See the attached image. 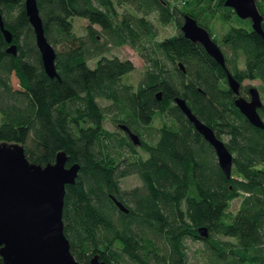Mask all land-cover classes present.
<instances>
[{
    "label": "trees",
    "instance_id": "trees-1",
    "mask_svg": "<svg viewBox=\"0 0 264 264\" xmlns=\"http://www.w3.org/2000/svg\"><path fill=\"white\" fill-rule=\"evenodd\" d=\"M255 1L264 30V0ZM37 4L56 49L58 74L45 70L25 0H0L4 24L17 43L16 52L7 50L10 42L0 27V140L22 142L29 158L43 164L59 149L66 152L65 163H79L74 181L65 183L62 205L63 231L75 257L88 260L97 252L107 264L185 263L191 237L201 241L196 250L203 264H264V126L240 111L225 66L185 36L180 22L189 12L211 34L216 20L225 24L212 36L240 80V93L248 88L241 86L244 77H258L264 92V35L223 0ZM152 12L163 23L173 20L177 30L156 37ZM74 14L86 18L82 33L73 28ZM122 43L147 62L135 85L121 78L133 61L103 52ZM176 94L223 138L232 153L230 175L175 103ZM258 111L264 120V104ZM156 112L164 119L151 136L146 128ZM107 114L123 131L104 124ZM120 123L141 136L140 150ZM131 172L140 183L121 187L120 177ZM239 193L237 207L227 209ZM199 225L207 227L206 235ZM0 264H7L1 254Z\"/></svg>",
    "mask_w": 264,
    "mask_h": 264
},
{
    "label": "water",
    "instance_id": "water-1",
    "mask_svg": "<svg viewBox=\"0 0 264 264\" xmlns=\"http://www.w3.org/2000/svg\"><path fill=\"white\" fill-rule=\"evenodd\" d=\"M241 17H248L252 28L264 35L261 25L262 13L255 0H223ZM26 12L34 28L35 41L40 50L45 70L50 75L58 74L55 57L56 49L48 39L39 11L37 0H25ZM0 27L10 42L7 50L16 52L17 43L13 32L4 24L0 11ZM182 33L192 40L202 43L204 48L222 65L225 66L227 83L235 92L234 103L252 123L264 126V120L258 111L262 104L259 89L248 85V96L239 92L240 80L225 65L223 50L213 38L208 28L199 23L194 15L184 12L180 22ZM178 65L184 69L183 63ZM160 96V90L156 91ZM175 103L193 122L195 128L212 144L216 158L230 175L232 153L222 137L214 128L199 118L187 104L184 97L174 95ZM125 128L133 142H139L138 134L125 123ZM66 152L59 149L55 159L45 164L32 160L25 152L22 142L0 140V254L7 264H107L97 252L88 260H79L69 247V240L63 231L62 205L66 182L75 179L79 163H65ZM117 206L123 210L127 206L112 195ZM201 235L207 234V227L199 225ZM178 264H185L180 262Z\"/></svg>",
    "mask_w": 264,
    "mask_h": 264
},
{
    "label": "rangeland",
    "instance_id": "rangeland-1",
    "mask_svg": "<svg viewBox=\"0 0 264 264\" xmlns=\"http://www.w3.org/2000/svg\"><path fill=\"white\" fill-rule=\"evenodd\" d=\"M173 2H175L176 4L180 5L181 3H183V0H172ZM127 7H129V9L133 12L135 11L133 9V7L131 5H126ZM149 17L151 18V20L154 22L157 32H156V37L160 38L163 37L164 35H168L170 33H173L174 31H176L177 27L176 24L173 20L168 21V22H161L156 18V15L154 12L149 14ZM72 21H73V28L77 33H82L84 31V23L86 22V18L82 17L78 14H74L72 17ZM232 22L235 21V19H231ZM97 26V28H99L98 24H95ZM225 24H221L218 20L215 21L214 26H213V34L212 35H216L218 36L219 33L224 29ZM106 54H112V53H116L117 55L124 57L127 56L129 57L133 63H134V67L126 72H124L121 76V78L126 81V82H130L133 85H135L137 83V80L141 77L143 70L146 66V61L143 58V56L132 46H130L127 43H122L120 45H110L107 49H105L103 51ZM94 57L93 58H89L88 62L90 64H92L94 62ZM12 80L14 85H19L18 82V77L13 74L12 75ZM244 84L249 85V84H253L256 85L259 89V93H260V97L262 100V104H264V92L262 91L261 87H260V79L258 77H252V78H248V77H244L241 80V86H243ZM241 93L244 94L245 96H248V88L247 91H245V89H243V87H241ZM99 100L101 102H105L107 101V99L104 98H99ZM167 117V116H164ZM163 115L160 114L159 112H156L155 115L151 118V120L149 121L148 127L146 128V130H148L149 134L152 136L155 133V129L156 126L160 124L161 120H163ZM104 124L111 129H116L119 132L123 131L122 128H120V126H118L115 121H113L110 118V114H107L104 118ZM147 132L144 131L143 134L146 135ZM225 137V136H223ZM136 148L137 149H141L140 146L138 144H136ZM126 152V151H125ZM120 186L121 187H129L133 184L136 183H140V177L138 176L137 173L135 172H131V173H127L124 174L120 177ZM241 197V194H237L235 196H233L230 200H229V204L227 209L233 211L239 202V199ZM186 241L188 243V247H187V260L185 261L186 264H203L202 259L200 258L199 253L197 252L196 248H198V246L201 244V241L199 238H191V237H186Z\"/></svg>",
    "mask_w": 264,
    "mask_h": 264
},
{
    "label": "flooded vegetation",
    "instance_id": "flooded-vegetation-1",
    "mask_svg": "<svg viewBox=\"0 0 264 264\" xmlns=\"http://www.w3.org/2000/svg\"><path fill=\"white\" fill-rule=\"evenodd\" d=\"M248 95H249V93H248ZM127 136L129 137V139H131V138H130V136H129V134H128V132H127ZM139 138H140V141H139V142H134V143H136V144L140 145V143H141L142 139H141V136H139ZM131 140H132V139H131Z\"/></svg>",
    "mask_w": 264,
    "mask_h": 264
}]
</instances>
